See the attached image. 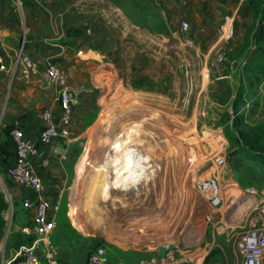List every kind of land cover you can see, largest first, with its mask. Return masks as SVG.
I'll use <instances>...</instances> for the list:
<instances>
[{"label":"rangeland","instance_id":"374dc122","mask_svg":"<svg viewBox=\"0 0 264 264\" xmlns=\"http://www.w3.org/2000/svg\"><path fill=\"white\" fill-rule=\"evenodd\" d=\"M98 19L99 27L79 44L92 49L90 55L99 61L92 63L94 77L81 92L83 103L75 106L69 136L80 202H63L53 233L59 261L66 264H85L99 244L107 246L113 263L145 255L110 238L124 211L131 212V206L136 211L134 206L141 204L121 209L111 202H148L149 213L183 208L201 226L209 206L195 190L197 179L211 175L223 188L264 190V77L256 78L242 63L231 69L224 59L228 47H209L214 27L196 31L185 20L188 29L182 30L183 19L159 0L128 1L127 9H113ZM256 64L263 66L264 58ZM133 89L143 92L129 97ZM233 109L240 111L232 116ZM116 144L133 155L131 161H147L142 176L147 188L134 192L116 182L121 166L115 161L122 155L112 150ZM216 155L224 157L222 166L215 165ZM4 169L0 163V264L33 238L32 214L14 194L23 189ZM155 224L152 229L163 226ZM207 228L204 241L211 247L204 263L240 264L232 232L216 224Z\"/></svg>","mask_w":264,"mask_h":264},{"label":"built area","instance_id":"2783aa9c","mask_svg":"<svg viewBox=\"0 0 264 264\" xmlns=\"http://www.w3.org/2000/svg\"><path fill=\"white\" fill-rule=\"evenodd\" d=\"M234 21L231 12L223 16L225 39L234 34ZM180 28L187 30L188 23L181 21ZM14 61L23 76L38 74L56 89L59 113L55 115L50 109L41 112L45 125L39 132V141L48 143L56 137L68 138L74 108L78 104V92L69 85L66 71L52 58L38 62L25 52L23 43L18 46ZM4 70L5 56L0 50V72ZM246 102L249 104V101ZM239 111L240 109H233L232 116ZM9 136L13 141L14 161L8 164L6 176L21 188L32 192V195L25 193L21 201L24 208L32 210L30 230L33 238L29 243L21 244L4 264H10L14 260L18 261L17 264H61L53 241L60 202L49 203L44 198L46 186L29 162L31 156L38 155L39 147L22 135L19 118L10 124ZM214 158L216 166L224 164L223 156L216 155ZM194 184L196 192L209 206L201 226L192 220V211L183 210L184 205L176 212L166 213L158 209L149 213L146 210L148 202H111L115 208L121 209H128L131 203L141 204L140 207L134 206L136 211H133V206L131 212L124 211L119 230H112L110 238L130 251L143 250L145 255L119 264H205L204 260L211 247L204 241L208 224L212 227L216 224L218 228L232 232L231 238L240 252V264H264V190L230 185H224L223 188L218 179L211 175L197 179ZM227 189L231 193L228 194ZM158 222L160 225L163 223V226L152 229L157 227L155 223ZM86 264L117 263L111 261L107 246L99 244L89 254Z\"/></svg>","mask_w":264,"mask_h":264},{"label":"crops","instance_id":"0c3cea01","mask_svg":"<svg viewBox=\"0 0 264 264\" xmlns=\"http://www.w3.org/2000/svg\"><path fill=\"white\" fill-rule=\"evenodd\" d=\"M128 1L129 5L133 3V0H0V50L5 56V70L0 72V124L4 127L17 118L21 120L22 135L39 147L38 155L31 156L29 162L46 186L44 198L49 203L59 201L60 208L63 202H80L72 177V139L56 137L48 143L39 141V132L45 125L41 112L50 109L55 115L59 113L56 89L38 74L23 76L16 67L14 55L23 43L25 52L38 62L48 58L55 60L66 71L69 85L77 90L78 104L83 103L81 92L88 90L87 81L94 77L92 63L99 60L90 55L92 49L79 45L80 40L99 27L102 23L99 16H106L113 9H127ZM159 3L174 16L192 21L196 31L214 27L209 47L227 46L230 58L225 56L224 59L231 69L234 63H241V58L234 59L233 52L242 42L241 31L245 32L253 20L254 13L246 8L248 1L159 0ZM230 12L235 18V31L231 38L225 39L223 16ZM75 29L80 31L79 35L67 34L68 30ZM13 161L14 148L9 163ZM22 189H16L14 194L20 198L25 193L32 195L30 190ZM29 211L32 214V210Z\"/></svg>","mask_w":264,"mask_h":264},{"label":"trees","instance_id":"16d2710c","mask_svg":"<svg viewBox=\"0 0 264 264\" xmlns=\"http://www.w3.org/2000/svg\"><path fill=\"white\" fill-rule=\"evenodd\" d=\"M259 4L256 6L254 0H249L248 8L254 13L253 20L246 27L240 46L233 52L234 59L241 58L242 66L255 73L256 78L264 77V64L263 66L256 64L259 59L264 58V0H260ZM67 34L75 36L79 35L80 31L78 29L68 30ZM9 128L10 125H5L2 128L4 137L0 143V163L5 165V174L9 164V156L14 148L13 141L9 136ZM241 151L244 153L245 150ZM241 151L237 153H241ZM17 262V260H14L10 264H17Z\"/></svg>","mask_w":264,"mask_h":264},{"label":"bare ground","instance_id":"6f19581e","mask_svg":"<svg viewBox=\"0 0 264 264\" xmlns=\"http://www.w3.org/2000/svg\"><path fill=\"white\" fill-rule=\"evenodd\" d=\"M142 92H143L142 89H133V90H130L127 94L129 97H134V96L141 94ZM123 141L128 142L127 138L123 139ZM123 141L121 140V142H123ZM126 149H127V147H126ZM112 150L114 151V153L116 152V154H122L120 159L115 161V162L118 161L120 166H121L120 171L118 172L117 176L115 177L116 182L123 183V186L128 185V187L133 189L134 192L142 191L143 188L148 186V182L142 178V176L146 175L145 174V169H146L145 166L146 167L149 166V164H147V161H145V160H142V161L137 160L136 161L135 159H133L131 161V159H129V158H131L133 155L132 154H125V152H124L125 148L123 146H119V144L114 145ZM140 157H141V159L146 158V157H142V155ZM142 162H144L145 164H143ZM134 164H136V165L134 166Z\"/></svg>","mask_w":264,"mask_h":264}]
</instances>
